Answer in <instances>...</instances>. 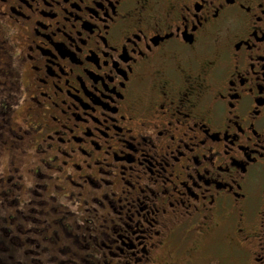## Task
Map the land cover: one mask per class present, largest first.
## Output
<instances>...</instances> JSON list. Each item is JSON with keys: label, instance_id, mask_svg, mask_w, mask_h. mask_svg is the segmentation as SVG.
Returning <instances> with one entry per match:
<instances>
[{"label": "flooded vegetation", "instance_id": "1", "mask_svg": "<svg viewBox=\"0 0 264 264\" xmlns=\"http://www.w3.org/2000/svg\"><path fill=\"white\" fill-rule=\"evenodd\" d=\"M264 0H0V264H264Z\"/></svg>", "mask_w": 264, "mask_h": 264}, {"label": "snow or ice", "instance_id": "2", "mask_svg": "<svg viewBox=\"0 0 264 264\" xmlns=\"http://www.w3.org/2000/svg\"><path fill=\"white\" fill-rule=\"evenodd\" d=\"M260 259H264V258H260Z\"/></svg>", "mask_w": 264, "mask_h": 264}]
</instances>
